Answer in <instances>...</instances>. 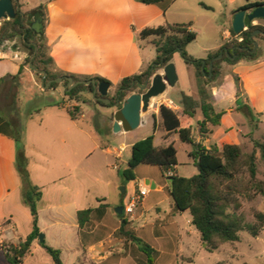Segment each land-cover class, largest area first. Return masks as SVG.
<instances>
[{
  "label": "crops",
  "instance_id": "obj_1",
  "mask_svg": "<svg viewBox=\"0 0 264 264\" xmlns=\"http://www.w3.org/2000/svg\"><path fill=\"white\" fill-rule=\"evenodd\" d=\"M227 1L229 4L234 2V0ZM19 3L20 10L24 13L35 11L40 6L44 7V33L56 70L78 77L104 78L112 84L109 93L116 92L118 84L123 79L141 74L156 60L157 52L152 44L153 38L142 40L140 33L143 30L155 29L166 23L191 22L193 23L192 31L197 34V40L200 37L195 28L196 22L174 19L172 9L165 5L166 1L158 5H145L135 0H37L32 7H27L22 0H19ZM245 5L231 10L230 17L227 18L228 22L230 21L229 24L233 23L235 11ZM33 21L34 15H30L29 24L31 25ZM258 22L259 25L264 26V19ZM254 23L256 26L257 21ZM231 26L223 33L226 40L223 45L234 38L231 34ZM13 48L16 51V58L0 60V80L9 77L0 90L7 91L5 100H11L7 103L8 105H4L6 107L4 110L0 108V116L10 121L21 122L23 104L18 97L21 88L27 85L29 90L37 88L45 93L50 90L44 89L42 82L38 83L36 74L30 67H25L23 73L19 74L20 67L28 54L20 52L17 46ZM263 59L264 57L259 58L255 62L241 61L231 67L232 73L238 75L240 79L241 97H237V90L232 91L230 95L235 96L236 103L239 99L243 100L244 105H248L258 115H264ZM177 85L178 81L173 88ZM221 88L219 87L215 94L211 95L215 109L216 102L222 105L224 101ZM182 92L187 94L183 90H178V105L168 99L167 90L163 95L154 98L148 110L142 113L140 126L144 115L150 114L153 119L155 116L157 130L164 129L160 108L162 105L168 107V103L171 102L176 106V109L172 110L177 113L182 112L180 105ZM10 96L11 99H9ZM60 96L59 102L50 100L39 114L36 116L31 114L25 126L26 156L29 160L30 178L33 185L40 187L43 191V198L39 205L41 233L45 235L47 245L61 250L64 264H143L145 257L136 244L123 234H121L122 238L115 237V232L120 231L123 223L122 216L116 210L128 201L127 189L130 184L134 187L138 179L137 173L136 180L125 185L126 192L122 193L119 206H112L108 192L97 194L94 196L95 206L89 208L97 209L106 205L104 214L94 216L82 230L78 221V212L88 209L90 194L82 180L85 172L81 168V159L97 153L110 156L115 162L114 168L119 171V167L122 168L128 164L131 149L140 140L127 145L123 144L121 148L112 151L108 142L101 140L86 128L85 123H81L84 114L79 113L77 120L71 118L67 110L70 106L68 98L61 90ZM194 98L198 99V94ZM73 105L80 104L73 102ZM118 111L119 108L115 107L113 115L115 116ZM220 112L226 114L222 117L221 125L213 128L210 138L204 140L198 138V141L202 142L207 149L218 148L221 151L224 144L241 145L239 137L243 136L242 128L235 121L227 122L228 116L238 112V109L235 110L233 106L228 111ZM178 115L182 120H187L183 112L182 115L179 113ZM201 119L200 112L195 121ZM115 121V118L106 119L107 133H110V124L113 127ZM133 131H126L123 128L122 131L113 134L131 138L130 134ZM177 136V133H169L165 130L163 141L158 144L155 134V145L164 148L173 144L176 147ZM209 144H213L214 147ZM16 154L17 147L14 139L0 133V252L2 254L4 251L1 244L4 241L18 246L33 230L30 209L23 201V185L16 168ZM191 161L193 163L192 159ZM145 185L159 193L167 191L168 198L172 201L170 208L166 211L160 204L148 206L145 198L137 214H133L129 219L124 213L129 222L126 230L133 232L136 237L154 249L155 264H195L193 259L197 252L194 250L199 248L206 250V246L201 241V234L192 223L190 213H181L174 208L170 193L171 184L162 186L157 179L152 178V180L146 179ZM154 210L156 213L152 216ZM130 222L134 223L130 225ZM80 232L83 233L82 237ZM71 233L75 235L73 245H71ZM43 250L45 251L39 241H35L24 264L29 261L30 264H39L37 260L32 259L33 251L44 255ZM184 250L192 256H185ZM30 256L32 258L29 259Z\"/></svg>",
  "mask_w": 264,
  "mask_h": 264
},
{
  "label": "trees",
  "instance_id": "obj_2",
  "mask_svg": "<svg viewBox=\"0 0 264 264\" xmlns=\"http://www.w3.org/2000/svg\"><path fill=\"white\" fill-rule=\"evenodd\" d=\"M145 5H158L166 0H135ZM16 16L11 20H6L0 29V45L12 42L20 38L21 44L28 57L20 67V75L25 67L30 64L40 72L34 73L43 80V73L47 74L44 79L45 85L52 81L48 89H57L60 84L65 86V96L69 102L84 104L88 101L82 100L84 92L91 93L96 99V104L102 107H115L119 101V110L124 101L133 93L146 94L141 91L140 86L149 81V88L152 79L157 72L165 69L172 63L174 55L179 53L187 64L194 66L198 99L181 93L183 115L187 120H182L178 113L169 107L162 105L160 114L163 120L164 129L169 133H177L180 141L190 147L189 156L193 160L197 173L190 177H183L177 173L178 150L175 145L159 148L155 145V135H151L135 143L131 149V157L127 168L122 173L124 184L136 180V171L141 165H151L158 167L161 173L171 182V197L174 208L181 213H190L192 223L201 234V241L206 245L209 252L219 250L226 243L235 245L240 242V233L249 232L253 237H258L264 229V212L256 213L255 224H248L245 217L237 212L241 209L240 197L252 198L259 195L264 198V181L258 179L259 166L258 158L264 164V139H253V150L245 154L243 148L238 144H224L221 151L217 149H207L198 138L204 140L213 134V128L221 125L222 117L225 112H217L208 86L215 82L221 74V64L228 63L231 66L237 65L241 61L255 62L259 59L258 52H253L255 42L264 35L253 34L257 30L264 32L263 25H250L241 34H236L231 26V34L234 37L232 42L225 43L219 50L208 55L206 59H196L187 52V47L197 40V34L192 31L193 23H166L158 28H148L140 33V38L146 40L153 38L157 58L154 63L139 75L123 79L117 86L116 97L111 98V105H104L98 101L99 93L94 94L92 85L79 84L71 91L68 88L67 78L71 77L75 82L95 81L97 84L109 83L98 76L78 77L76 75L58 71L54 67L51 57V50L48 45L45 33L37 35L29 24V16L41 12L45 18L44 7L40 6L35 11L24 13L20 10L19 0H13ZM264 3L248 2L244 7L235 13L246 10L250 11ZM45 21V19H44ZM243 40L240 41L238 37ZM223 51V57L216 58ZM213 64V76L210 75V66ZM31 68V67H30ZM233 79L238 86L237 97H241L239 87V77L232 73ZM58 78H64L63 83H56ZM9 77L0 80V87L7 82ZM240 102V99L237 103ZM238 109H246L253 122L256 121L258 114H255L248 105H242ZM73 120L78 119V114H83V108L79 105L75 109L67 108ZM201 112L202 119L195 121ZM261 116V114H259ZM155 119V116H154ZM113 120V117L111 118ZM154 133L157 130V122L154 120ZM0 133L6 134L14 139L17 147L16 168L20 175L23 185V201L30 209L33 218V230L24 242L18 246H3L4 255L9 264H23L25 258L31 253L33 243L39 241L42 234L39 227V205L43 198V191L40 187L33 185L30 172L29 160L26 156V136L25 130L19 120H7L0 116ZM125 197V195H123ZM107 206L97 209L88 208L78 212V221L82 230L91 219L98 215H103ZM123 223L120 232L138 246L139 251L144 255L143 264H155L153 253L154 249L142 239L135 236L133 232L127 231L128 220L122 216ZM81 237L83 233L80 232ZM40 246L51 256L54 264H64L62 252L59 249L47 245L46 241L40 242Z\"/></svg>",
  "mask_w": 264,
  "mask_h": 264
},
{
  "label": "rangeland",
  "instance_id": "obj_3",
  "mask_svg": "<svg viewBox=\"0 0 264 264\" xmlns=\"http://www.w3.org/2000/svg\"><path fill=\"white\" fill-rule=\"evenodd\" d=\"M24 1L27 7H32L37 0H22ZM258 2L264 3V0H234L232 4H229L227 0H166V7H170L172 10V15L174 19L181 21L194 20L196 22V29L198 30L200 37L197 41L191 43L187 47V52L196 59H206L209 54L216 52L223 45L226 40H224L223 33L227 28H230L233 23L228 22L227 18L230 17L231 10L241 7L247 2ZM6 20H1L3 24ZM232 22V21H231ZM229 24V25H228ZM260 23L257 21L256 25ZM233 40L231 39L230 42ZM258 43V52L259 58L264 57V40L259 38L256 40ZM229 43V42H228ZM5 45V43L3 44ZM8 47L17 46L20 52H25L22 47L20 38L15 39L12 42L7 43ZM14 49V48H13ZM28 57V56H27ZM264 60V59H263ZM172 65L175 67L176 75L178 77V85L173 88L168 86L167 97L173 103L177 104L178 90H183L187 94L196 97L198 94L197 79L194 66L187 64L182 58L181 54L177 53L174 55L172 60ZM226 62L221 64V74L218 79L211 83L208 86L210 94L213 96L216 90L219 87L221 88V93L224 96V101L221 103H215L216 109L218 112L229 109H238V107L244 105L243 100H240L239 103L235 102V96L230 95L232 91H236L238 86L236 85L232 71L233 68ZM158 74L165 75L164 69L157 72ZM38 83L43 82L42 78L36 75ZM28 84V80H25ZM240 87V84H239ZM57 89H60L62 93H65V86L60 84ZM56 90V89H53ZM59 91H48L41 92L40 89L34 88L29 90V87L23 86L18 94L19 99L22 101V114H21V125L26 130L25 126L28 122L31 114L36 116L40 113L46 104L50 100L59 102L61 100ZM7 91L0 90V108L3 110L5 104L10 103L11 100H5ZM116 92L111 91L108 94V98H115ZM11 99V96L9 97ZM88 102L80 104L83 107L84 118L81 120V123L86 124V128L95 133L101 140L108 142L111 150L119 149L123 144H131L135 140H143L151 135H157L158 144H161L163 141L164 129H158L154 133V119L150 114H146L143 117L142 125L131 132V138L127 136H117L114 135V126L110 124V133L106 132L105 122L106 119L115 118L113 113L115 112V107H102L96 104V99L89 92H84L81 98ZM154 99L152 100V102ZM8 105V104H7ZM178 105V104H177ZM232 105V106H231ZM73 102H70L69 109H75ZM264 112V111H263ZM182 115L181 111H178ZM235 121L240 125L243 130V136H240L241 146L245 154L250 153L253 150L252 140H263L264 139V115H258L256 121L253 122L246 112V109H238V112L233 113L228 116L227 122ZM177 143L176 147L178 150V161L179 166L177 167V172L180 176L190 178L197 173V169L194 167L191 158L189 156V146L183 144L179 137L176 138ZM220 145V144H219ZM209 146L214 147L213 144ZM89 147V144H87ZM218 148H213L212 150ZM81 168L85 172L83 176V182L86 185L87 190L89 191V203L87 208L95 206V197L97 194H103L105 192L109 193V202L112 206L117 207L121 203L122 199V188H126L122 173L127 167L125 164L122 168L119 167V171L114 168V160L110 156H104L102 154H94L93 156L83 157L81 159ZM126 160V158H125ZM109 165V166H108ZM259 174L258 179L264 181V164L260 158H258ZM137 181L129 185L126 193L128 201L133 197L134 193L138 192L139 187L145 186L149 191L148 197H146L145 203L148 206H155L160 204L162 209L168 211L172 201L168 198V192H157L152 190L150 186L145 185V180H152V178L157 179V181L162 186H170L171 182L164 176L158 167L151 165H141L137 170ZM91 197H94L91 199ZM239 202L241 203V209L237 212L245 217V220L248 224H255L256 219L255 215L259 212H264V198L259 195H253L252 198L249 197H240ZM126 205V203H125ZM125 205L123 207H125ZM140 204L134 211L133 214H137L140 210ZM156 211L151 214L155 215ZM132 214V215H133ZM132 215H128L130 219ZM134 222H130L132 225ZM130 228V226H129ZM116 238H122L121 232L118 230L115 232ZM241 240L239 243L232 245L226 243L219 250L209 252L201 248L195 249L194 252V263L195 264H264V229L258 237H253L249 232L243 231L240 233ZM75 235L71 233V245H73ZM6 247L14 246L10 242L4 241L2 244ZM44 251V250H43ZM34 258L39 264H54L51 256L44 251V255L38 254L36 251H33ZM185 256H192L189 252L184 250ZM25 262H23L24 264ZM0 264H9L6 260L4 254L0 252ZM30 264V261L27 262Z\"/></svg>",
  "mask_w": 264,
  "mask_h": 264
},
{
  "label": "water",
  "instance_id": "obj_4",
  "mask_svg": "<svg viewBox=\"0 0 264 264\" xmlns=\"http://www.w3.org/2000/svg\"><path fill=\"white\" fill-rule=\"evenodd\" d=\"M16 16V10L14 6L13 0H0V20H11L15 18ZM264 19V6H259L253 10L246 11L241 10L235 14L234 20H233V30L236 34H241L243 31L246 30V28L250 25H252L254 22ZM32 30L37 35L44 34L45 31V25H44V19L43 14L41 12H36L34 15V21L31 24ZM256 35H264V32L261 30H257L254 32L253 36ZM258 48V43L255 42V48L253 52L256 51ZM223 57V51L221 54L216 58L217 60L221 59ZM30 67L35 72H40L39 70L35 69L32 63L30 64ZM213 64L210 66V75L208 78H211L213 76ZM164 74H156L154 78L152 79V85L149 88V81L143 85L140 86L139 89L141 91H147L146 94H139L134 93L131 96H129L123 103L122 108L115 114V123H114V131L116 133L122 131L124 128L126 131H133L137 129L141 124V117L142 113L146 112L150 106V102L152 99L157 98L165 93L168 86L174 87L178 81V77L176 75L175 67L174 65L170 64L164 69ZM47 77L46 73H43V82L42 87L44 89H47L52 81H49L45 85L44 79ZM68 80V88L69 91H71L74 87H76L79 84H85L87 86L92 85L94 88V94L99 93L101 96L98 97V101L103 103L104 105H111L112 100L108 98L109 89L111 85L109 83H99L97 84L95 81H79L75 82L73 78L69 77ZM56 83H63L64 78H58L55 80ZM121 103L118 101L115 104V107H119ZM154 188V186H153ZM122 193H125V188H122ZM116 212L120 215H124V207H119ZM40 242L45 241V235L41 234L39 237ZM204 246H206L204 244Z\"/></svg>",
  "mask_w": 264,
  "mask_h": 264
},
{
  "label": "built area",
  "instance_id": "obj_5",
  "mask_svg": "<svg viewBox=\"0 0 264 264\" xmlns=\"http://www.w3.org/2000/svg\"><path fill=\"white\" fill-rule=\"evenodd\" d=\"M1 21V20H0ZM255 25V23H253ZM2 27V23L0 22V28ZM247 30V28H246ZM238 39L242 41L243 39L239 36ZM2 45L0 47V60H9L16 58V51L12 47H8V45ZM168 107L170 109H176V106L171 102L168 103ZM149 189L147 187H139L137 193H134L133 197L126 202L124 207L125 215H132L135 209L143 203L144 199L148 196Z\"/></svg>",
  "mask_w": 264,
  "mask_h": 264
}]
</instances>
